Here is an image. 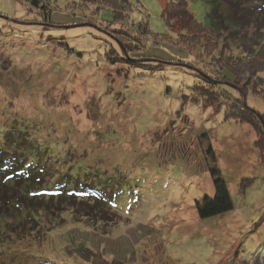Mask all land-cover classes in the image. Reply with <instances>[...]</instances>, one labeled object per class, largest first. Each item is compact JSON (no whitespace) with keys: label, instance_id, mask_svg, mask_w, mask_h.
<instances>
[{"label":"rangeland","instance_id":"374dc122","mask_svg":"<svg viewBox=\"0 0 264 264\" xmlns=\"http://www.w3.org/2000/svg\"><path fill=\"white\" fill-rule=\"evenodd\" d=\"M127 1L115 24L90 0H0V156L27 162L52 197L34 219L0 205V264H264V148L253 125L225 117L239 100L264 132V71L232 83L222 67L264 43V0H218L240 5V24L197 38L201 53L166 25L174 0ZM185 1L214 27L207 0ZM212 169L234 208L201 219ZM5 180L0 195L26 198Z\"/></svg>","mask_w":264,"mask_h":264},{"label":"trees","instance_id":"16d2710c","mask_svg":"<svg viewBox=\"0 0 264 264\" xmlns=\"http://www.w3.org/2000/svg\"><path fill=\"white\" fill-rule=\"evenodd\" d=\"M90 1L98 2L97 4H99L100 6L103 5L106 8L111 9L115 24L118 22H122L123 19L126 17V15H128V12L131 8L127 0H119L120 5L123 7L122 9H120V7H118L117 4L113 0H100V1L90 0ZM207 2L210 6L209 16L211 17V21L214 27L212 26L210 27L208 25H204L198 22L194 18V16L191 14V12L189 11L185 0H174V1L167 2L166 7L162 9L163 10L162 16L168 27H171L172 23L182 25L181 29L179 30L178 35L184 36L186 38L188 37L192 38L190 39V42H192V44H197V42H195L197 38H200V40H202L203 36H208V37L213 38L212 32L222 33L221 30L224 29L226 30L225 33H227V31H230L231 27L234 28L240 24L239 21L241 19V16H238V14L236 13V8L239 7L240 5L235 6V7L233 6L234 12L233 11L228 12L223 9L224 4L220 3L218 0H207ZM251 3H254V0H252ZM260 4H261L262 11L261 13L257 15L262 14V17H264V4L263 3H260ZM239 9H242V7ZM137 24L138 26L136 27V30H134V28L133 30H134V33L136 32L141 33L143 37H141L140 35H136V37L139 39V41L142 42V38H145L148 35L147 26L145 23L140 24L142 25L143 27L142 28L140 27L139 23ZM260 38H264V35H261ZM225 39L224 41H227V39L226 40ZM113 40H114V43H112V45H115L113 46L114 48L116 49L120 48L122 52L128 51V48L125 47L127 45L124 44V42H122L120 38H116V39L113 38ZM217 41L218 40H215L213 41V43ZM253 43H256L259 45L256 46V48L249 50V52L252 53L251 56L239 57V58L229 61L226 64H222V67H224L226 71H229L232 74V76H234V81L231 80L232 83H235V81H237L240 75L246 74L248 76V74L250 73L253 74L255 78V82H257L258 79H257L256 74L260 71H264V43L262 42L259 43L257 42V40L253 41ZM197 46H198L197 50L199 51V53H201V51H203L204 48L199 43L197 44ZM134 53L139 54V52L137 51ZM220 73L222 75V78H223L222 80L224 84L228 83L227 81L230 82V79L226 77V75H223L222 71H220ZM208 89L209 88L206 87L205 89H202L200 92H197L198 94H201V97L204 95L203 100L206 99V95H207L204 92ZM212 89L207 91V93L208 92L213 93V94L216 93L218 96L216 94L215 96L219 97L220 94L216 92L215 87H213ZM193 95H195L196 98L194 99L196 100H192V102H198L199 98L198 96H196L197 94L193 93ZM237 102H239V100L233 101L230 104L232 111L230 113H227L225 117L227 119H233L238 122L244 121V122H247L253 125V128L256 129V133L258 134L256 138L257 145L259 147L264 148V141H263L264 132L262 131V129L257 123L258 121H257L255 112L252 109L246 108L243 105L241 106L238 105ZM261 135H263V137ZM1 150L4 151V149H1ZM207 151H208L207 152L208 154H211L212 148H208ZM263 161H264V158H263ZM7 165H8V161H6V157L0 156V173H1L0 176H1L2 181L5 182L6 181L5 178L7 179V181H10L11 178L16 177L17 181H14V182L17 183L18 185L19 184L23 185L22 190L24 191V193L22 195H25L26 198H23L22 200L20 198V195L17 194L18 192L16 190H13L12 191L13 193L11 194L4 193L5 195L3 194L0 195V205H4L7 208H10L11 210H13L12 214L14 217L21 216V217H24L23 219H34L33 213L35 211L50 210L51 209L50 204H52V197L48 198L46 197L47 195L46 192L44 191L41 192L42 188L36 182L40 178L39 175L31 173L32 169L25 171L26 168L28 169L27 162L22 161L18 163L16 162V160H14V162L9 164V167H7ZM211 175H212V180H213L212 181L213 194L209 196H204L203 198L195 201V208L197 210L199 218L201 219H205L213 215L225 213L234 208L232 197L230 195V192L228 190L225 180L218 174V172L215 169L211 170ZM44 199H47L49 201L44 202ZM112 204L115 207V204L113 201H112ZM93 208L96 210L98 209L100 210L97 200L94 201V204L90 209H93Z\"/></svg>","mask_w":264,"mask_h":264}]
</instances>
